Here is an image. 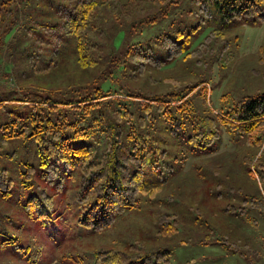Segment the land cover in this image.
<instances>
[{"label":"trees","instance_id":"obj_1","mask_svg":"<svg viewBox=\"0 0 264 264\" xmlns=\"http://www.w3.org/2000/svg\"><path fill=\"white\" fill-rule=\"evenodd\" d=\"M181 1L67 0L53 5L49 0H0V64H9L12 71L0 74L6 83L0 85V142L32 140L40 164L51 174L61 168L66 176L79 175L75 203L82 226H108L134 208L138 197L160 191L173 173L169 167L160 174L155 164L149 181L143 179L144 156L157 131L179 133L199 149L214 142L219 125L245 135L246 143L256 134L264 137V92L244 98L225 114L195 115L188 97L196 89L206 97L202 82L180 85L164 79L171 88L162 93L147 92L139 82L178 58L199 55V46L208 47L205 37L187 50L183 28L176 35L154 32ZM204 2L224 20L264 8V0ZM258 55L264 62V48ZM160 144L151 151L152 163L166 154V143ZM27 169L30 178L32 168ZM11 191L12 180L0 169V196ZM52 205V196L41 189L23 209L27 216L40 217ZM154 219L157 234L175 232L173 215L159 213ZM162 255L167 263L168 252ZM150 256L131 244L125 251L98 250L93 264H150Z\"/></svg>","mask_w":264,"mask_h":264},{"label":"rangeland","instance_id":"obj_2","mask_svg":"<svg viewBox=\"0 0 264 264\" xmlns=\"http://www.w3.org/2000/svg\"><path fill=\"white\" fill-rule=\"evenodd\" d=\"M49 1L55 5L67 0ZM204 1L182 0L154 32L176 35L175 30L183 28L187 50L205 37L208 47L199 46V55L178 58L151 72L149 81L147 76L139 82L150 93L169 90L164 79L180 85L202 82L208 88L206 97L198 89L188 97L194 114H225L244 98L264 92V62L258 55L264 48V8L252 16L224 20ZM4 72L12 75L9 64H0V74ZM5 84L0 78V85ZM152 136L157 140L148 144L143 179L149 181L155 164L156 173L169 167L172 175L153 197H138L134 208L98 230L78 223L77 173L66 176L59 168L51 174L40 164L32 140L0 142V169L12 180L10 195L0 196V264H93L98 250L125 251L131 244L151 255L150 264H264V137L256 134L246 143L245 135L219 125L214 142L199 149L179 133L157 131ZM160 141L166 143V154L152 163L156 158L151 151ZM41 189L52 196V208L40 217L27 216L24 202L39 196ZM227 207L234 212H225ZM159 213L174 216L173 234H157L154 218ZM164 252L167 263L164 255L158 257Z\"/></svg>","mask_w":264,"mask_h":264}]
</instances>
